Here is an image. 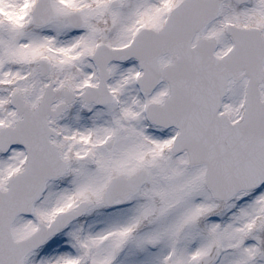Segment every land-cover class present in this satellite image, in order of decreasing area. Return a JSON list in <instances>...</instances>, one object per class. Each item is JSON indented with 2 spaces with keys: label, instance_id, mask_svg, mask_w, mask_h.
I'll return each mask as SVG.
<instances>
[{
  "label": "snow or ice",
  "instance_id": "obj_1",
  "mask_svg": "<svg viewBox=\"0 0 264 264\" xmlns=\"http://www.w3.org/2000/svg\"><path fill=\"white\" fill-rule=\"evenodd\" d=\"M0 264H264V0H0Z\"/></svg>",
  "mask_w": 264,
  "mask_h": 264
}]
</instances>
